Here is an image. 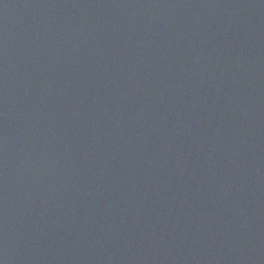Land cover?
<instances>
[{"label":"water","instance_id":"1","mask_svg":"<svg viewBox=\"0 0 264 264\" xmlns=\"http://www.w3.org/2000/svg\"><path fill=\"white\" fill-rule=\"evenodd\" d=\"M0 264H264V0H0Z\"/></svg>","mask_w":264,"mask_h":264}]
</instances>
